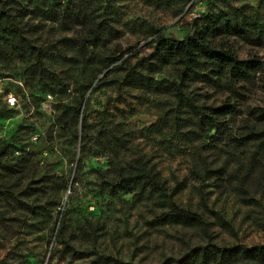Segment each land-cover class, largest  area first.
I'll use <instances>...</instances> for the list:
<instances>
[{
	"label": "rangeland",
	"instance_id": "374dc122",
	"mask_svg": "<svg viewBox=\"0 0 264 264\" xmlns=\"http://www.w3.org/2000/svg\"><path fill=\"white\" fill-rule=\"evenodd\" d=\"M67 0H11L13 11H32L24 20V33L37 45L60 47L64 38L79 39L83 30H65L46 11ZM95 10L99 20H107L118 37L109 49L95 50L91 64H82L77 83L67 89L44 71L59 70L51 62L36 64L18 59L14 40L0 22V165L15 169L0 178V186L10 193L0 196V264H94L99 257H116L136 264H156L177 257L184 246L176 234L164 227H149L137 212L132 197L100 187L96 172L107 167L93 136L101 128L116 134H132L139 148L152 156L162 178L172 188L180 185L177 201L197 208L214 222L213 212L232 226L233 234L214 226V233L228 243L264 246V231L252 225L247 209L228 186L214 187L190 174L188 146L173 128L178 116L194 110L221 105L224 97L213 86L191 78L184 86V99L178 102L168 94L152 93L132 83L122 82L123 73L108 74L109 53L113 50L132 58L128 68L141 70L150 49L152 30L182 39L192 32L194 19L208 13L228 11L230 4L264 16V1L258 0H70ZM54 9V8H53ZM234 40L241 60L260 62L258 75L264 77V43ZM259 64V63H258ZM182 69L168 67L155 80L177 83ZM104 76V78H103ZM101 80L99 88L94 89ZM92 83V84H91ZM91 84L90 87H88ZM261 82L249 87L238 108L264 101ZM14 95L17 105L8 108L4 98ZM88 100L83 110L87 139L81 144L82 120L72 108ZM230 130L236 121L229 123ZM3 169L0 168V175ZM64 215V239L57 230ZM75 250L89 251L77 259L64 253L63 243Z\"/></svg>",
	"mask_w": 264,
	"mask_h": 264
},
{
	"label": "trees",
	"instance_id": "16d2710c",
	"mask_svg": "<svg viewBox=\"0 0 264 264\" xmlns=\"http://www.w3.org/2000/svg\"><path fill=\"white\" fill-rule=\"evenodd\" d=\"M10 3L11 0H0V22L5 25L4 32L14 40L13 51L17 58H29L36 64L60 65L59 70L45 68L44 71L66 89L77 83L76 74L82 64L93 63L94 51L109 49L110 41L118 37L117 30L107 20H99L93 8L82 4L71 6L67 0L49 7L46 14L65 30L80 28L83 37L64 38L60 47L37 45L23 30V22L32 11H13ZM228 7V11L194 19L192 32L182 39L152 30L151 40L143 48L150 52L144 57L140 71L128 68L129 61L139 54L132 49L127 51L132 53L126 59L119 50L111 51L106 57V69L110 67L108 74L122 72V82L129 81L152 93L171 95L178 102L184 99L182 88L191 78L213 84L224 97L221 105L178 116L172 126L188 146L191 176L200 183L212 181L216 188L228 186L246 207V217L252 225L264 231V101L255 106L247 104L243 111L236 104L237 100L245 99L249 87L253 88L258 81L264 91V77L258 75L260 62L241 60L231 40L249 41L254 45L264 43V16L253 8L247 13L230 4ZM168 67L182 69L180 80L177 83L155 80V75ZM100 84L101 80L94 89ZM87 103L85 100L83 109L82 104L72 108L75 115L81 114V144L87 139L83 118ZM231 120L237 125L233 131H229ZM93 138L107 162L105 169L96 172L98 185L129 194L149 227L172 230L184 246L177 257L165 258L156 264H264V246L224 242L212 230L217 226L233 234L231 224L222 216L211 211L209 214L215 218L210 222L205 212L179 203L176 196L180 185L172 188L167 185L152 156L139 148L132 134H116L101 128ZM0 168L3 169L0 178L6 173H15L12 167L0 165ZM9 195L0 186V196ZM63 219L64 215L57 230L60 239H64ZM63 251L77 259L91 255L65 242ZM93 263L136 264L111 256L96 258Z\"/></svg>",
	"mask_w": 264,
	"mask_h": 264
},
{
	"label": "built area",
	"instance_id": "2783aa9c",
	"mask_svg": "<svg viewBox=\"0 0 264 264\" xmlns=\"http://www.w3.org/2000/svg\"><path fill=\"white\" fill-rule=\"evenodd\" d=\"M17 103V98L14 95H8L4 98V104L8 108L15 107Z\"/></svg>",
	"mask_w": 264,
	"mask_h": 264
}]
</instances>
